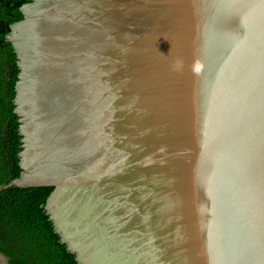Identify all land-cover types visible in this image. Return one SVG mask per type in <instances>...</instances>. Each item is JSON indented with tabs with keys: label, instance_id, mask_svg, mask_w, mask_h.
I'll use <instances>...</instances> for the list:
<instances>
[{
	"label": "water",
	"instance_id": "water-1",
	"mask_svg": "<svg viewBox=\"0 0 264 264\" xmlns=\"http://www.w3.org/2000/svg\"><path fill=\"white\" fill-rule=\"evenodd\" d=\"M11 25L20 176L80 264H264V0H31Z\"/></svg>",
	"mask_w": 264,
	"mask_h": 264
},
{
	"label": "trees",
	"instance_id": "trees-1",
	"mask_svg": "<svg viewBox=\"0 0 264 264\" xmlns=\"http://www.w3.org/2000/svg\"><path fill=\"white\" fill-rule=\"evenodd\" d=\"M31 0H0V187L22 172L20 116L16 85L20 68L12 41L13 23L22 21V6ZM54 186H11L0 189V253L8 264H80L55 231L45 203Z\"/></svg>",
	"mask_w": 264,
	"mask_h": 264
},
{
	"label": "rangeland",
	"instance_id": "rangeland-1",
	"mask_svg": "<svg viewBox=\"0 0 264 264\" xmlns=\"http://www.w3.org/2000/svg\"><path fill=\"white\" fill-rule=\"evenodd\" d=\"M0 264H8V259L2 253H0Z\"/></svg>",
	"mask_w": 264,
	"mask_h": 264
},
{
	"label": "flooded vegetation",
	"instance_id": "flooded-vegetation-1",
	"mask_svg": "<svg viewBox=\"0 0 264 264\" xmlns=\"http://www.w3.org/2000/svg\"><path fill=\"white\" fill-rule=\"evenodd\" d=\"M23 7V6H22ZM22 9V8H21ZM23 11V10H22ZM24 13V12H23Z\"/></svg>",
	"mask_w": 264,
	"mask_h": 264
}]
</instances>
